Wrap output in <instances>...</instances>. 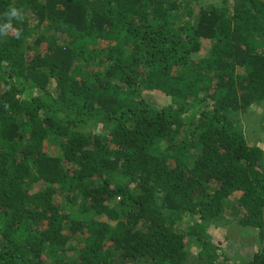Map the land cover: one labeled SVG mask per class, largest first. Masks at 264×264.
Masks as SVG:
<instances>
[{
  "label": "trees",
  "instance_id": "16d2710c",
  "mask_svg": "<svg viewBox=\"0 0 264 264\" xmlns=\"http://www.w3.org/2000/svg\"><path fill=\"white\" fill-rule=\"evenodd\" d=\"M11 8L0 264H264V0Z\"/></svg>",
  "mask_w": 264,
  "mask_h": 264
},
{
  "label": "rangeland",
  "instance_id": "374dc122",
  "mask_svg": "<svg viewBox=\"0 0 264 264\" xmlns=\"http://www.w3.org/2000/svg\"><path fill=\"white\" fill-rule=\"evenodd\" d=\"M216 2L218 3V1ZM154 99L159 98H155V96H152L150 97L149 102H153ZM161 103L164 104L165 101L162 99L160 101V105ZM47 150L49 153L54 152V148L51 146L50 148H47ZM58 203L60 204L61 201H58ZM221 234L223 237H227V239L223 241L224 243L222 244L223 251L229 254L231 257L239 256L242 259H247L253 255L255 249L254 245L258 243V239L254 235H244L236 233L233 229L227 228L217 232V240L221 238ZM193 247V245L190 246L191 249H193ZM194 252L197 253L198 250L196 249V251Z\"/></svg>",
  "mask_w": 264,
  "mask_h": 264
},
{
  "label": "clouds",
  "instance_id": "9594fccd",
  "mask_svg": "<svg viewBox=\"0 0 264 264\" xmlns=\"http://www.w3.org/2000/svg\"><path fill=\"white\" fill-rule=\"evenodd\" d=\"M7 16L9 18V22L0 25V35L6 34L8 30L12 29V23L11 20L13 18H19L21 16L20 11L16 8H11L9 12L7 13ZM17 36L19 35V32L16 33Z\"/></svg>",
  "mask_w": 264,
  "mask_h": 264
}]
</instances>
